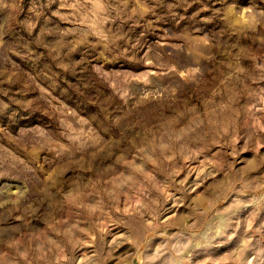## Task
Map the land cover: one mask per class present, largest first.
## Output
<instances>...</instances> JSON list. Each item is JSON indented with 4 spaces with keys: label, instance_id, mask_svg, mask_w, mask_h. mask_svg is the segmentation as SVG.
I'll return each instance as SVG.
<instances>
[{
    "label": "rangeland",
    "instance_id": "374dc122",
    "mask_svg": "<svg viewBox=\"0 0 264 264\" xmlns=\"http://www.w3.org/2000/svg\"><path fill=\"white\" fill-rule=\"evenodd\" d=\"M0 264H264V0H0Z\"/></svg>",
    "mask_w": 264,
    "mask_h": 264
}]
</instances>
